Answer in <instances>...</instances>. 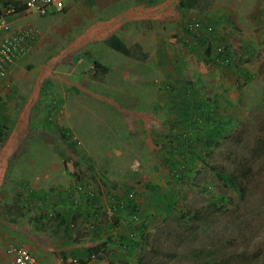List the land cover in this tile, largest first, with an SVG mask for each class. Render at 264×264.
Returning <instances> with one entry per match:
<instances>
[{
  "label": "rangeland",
  "instance_id": "1",
  "mask_svg": "<svg viewBox=\"0 0 264 264\" xmlns=\"http://www.w3.org/2000/svg\"><path fill=\"white\" fill-rule=\"evenodd\" d=\"M218 1L209 7L222 13L218 22L230 24L210 42L232 51V66L205 63L204 48L186 47L188 26L201 21V12L184 11L174 0H118L112 13L121 21L114 29L111 11L89 16L92 0H69L65 14L28 12L31 26L44 29L51 20L70 33L60 48L51 42L34 68L6 79L0 93V215H19L11 181L29 179L44 165L45 156H36L46 152L53 160L55 149L70 182L94 192L102 185L122 194L129 183L148 185L149 192L160 183L151 228L131 241L132 263L264 264V29L242 27L246 20L237 13L241 5L256 9V1ZM100 22L105 30H94ZM116 32L147 58L111 52L107 37ZM40 33L32 44L45 47ZM54 54L62 55L54 59L58 70L48 65ZM95 60L109 68L104 75L94 72ZM219 123L224 132L211 137ZM62 128L71 139L61 138ZM41 134L50 143L47 137L40 143ZM179 136L194 140L198 157L191 167L184 142H175ZM176 162L188 169L177 178ZM69 178L57 179L68 184Z\"/></svg>",
  "mask_w": 264,
  "mask_h": 264
},
{
  "label": "crops",
  "instance_id": "2",
  "mask_svg": "<svg viewBox=\"0 0 264 264\" xmlns=\"http://www.w3.org/2000/svg\"><path fill=\"white\" fill-rule=\"evenodd\" d=\"M2 1L8 0H0V3ZM16 1L24 2V0ZM92 1L94 2H89L92 4L90 17L95 11L106 12L109 10L113 14L112 11L116 9L115 5L118 2V0ZM217 1L213 0L212 4H216ZM254 1H256V9H253V7L246 8L243 5L238 6V8L236 7L240 19L246 20V22L241 24L242 27H250V31H253V28L264 29V0ZM239 2L243 4L244 0H239ZM66 3H69V0H65V6ZM136 5L137 8H140V5L137 3ZM64 9L62 12L65 14L67 10ZM213 9L214 7H208L205 10L183 9L184 11L201 12L199 17L203 24L213 27L212 34L205 35V39L199 45L200 48L205 49L211 36L215 33L219 35L220 28L228 27L230 24V22H218L222 13L214 14ZM0 11H2L1 7ZM133 11L136 12V10ZM28 12L24 10L21 13L8 16L7 19L11 23V30L32 27L33 35H36V32L39 35L41 31L40 34H42V38L47 42V46H41L39 41L35 42L34 45L30 44L31 50H28L24 55L19 57L4 77L0 79V93H3L2 95H5L6 92L5 85L8 82L6 79L12 78L14 81L16 73H20L21 75L22 71H24V75L28 72V67L34 68L37 64L35 60L43 57L50 47H52V43L53 46L56 45V48H60L63 38L66 40V36L70 33L64 26H50L52 24L51 20L44 25V29L39 30V27L30 25V21L27 20L30 15ZM53 12L55 11L47 14L50 15ZM113 15L115 16L109 19L113 25L112 28L118 26L119 21H121L119 16H116L117 13ZM128 16L129 14H127ZM114 21L116 24H114ZM103 23L100 22L99 25H96L94 30H105L106 27H104ZM118 33L120 32L114 34L119 36ZM46 34L49 37H46ZM58 38H61L60 42L57 41ZM100 39L103 40V38ZM93 41L96 40H91V42ZM109 50L115 52L111 48ZM213 50L212 48V52L214 53ZM201 52V56L205 58L204 61L207 63L208 60H206L204 50ZM61 56L54 54L51 57V62L48 64L49 68L58 70L59 61H55L54 59L56 57L59 59ZM42 132L47 131L42 130ZM47 134L49 133L47 132ZM42 137L48 138V135L41 134V137L37 139ZM182 137H176L175 142L180 141ZM186 140L189 142L187 143L188 145H184L185 143L182 145L186 147L187 151L195 150L194 140ZM42 141L40 139V143ZM173 142L174 140L171 144ZM47 143H50L49 138ZM168 144L165 143L164 145ZM52 153L55 156L53 160L48 158L46 152L36 156L40 159L41 155L45 156V158L41 159L44 161V165L40 164L36 170L34 169L29 179L21 178L11 181L13 189H16L15 197L11 200V205L17 209L16 214L19 215L12 219H8L9 217L6 214L4 216L0 215V264H13L12 259L8 260L9 263L6 262L7 255L4 250L9 246H20L28 249L37 259L36 264H73L72 260L74 259L77 260L76 264L79 262L82 264H134L132 262L135 259L133 258L135 245L131 241L136 238L137 234L145 236L146 231L151 228V219L156 214L155 210L157 208V205H153V202L157 203L161 200L158 198V194H156L160 183L153 184L154 187L149 192L145 190V187L148 185L140 188L139 185L134 183H129L130 187H126V191L122 192V194L120 192L109 191L102 185L99 188L96 187L94 192V189L89 184L75 181L74 178H71L72 181L70 182V173L66 172V175L56 161V155H60V153L56 154L55 149L52 150ZM176 164L179 163L176 162ZM40 167L42 169L38 170ZM63 175L69 178L67 179L68 184L63 183L64 179L61 181L57 179ZM72 182L74 183L72 184ZM131 192H133V198H131L133 200L130 204L137 208V213H131L127 209H119L117 207V204L120 203L125 208L129 206L127 200H130L128 195ZM159 213L162 214L161 212ZM136 229L139 230L137 234H135ZM131 233H134L135 237H130ZM97 246L100 247L97 255L91 254V248Z\"/></svg>",
  "mask_w": 264,
  "mask_h": 264
},
{
  "label": "trees",
  "instance_id": "3",
  "mask_svg": "<svg viewBox=\"0 0 264 264\" xmlns=\"http://www.w3.org/2000/svg\"><path fill=\"white\" fill-rule=\"evenodd\" d=\"M177 2L179 3V5L183 8V9H197V10H205L207 9L211 3L212 0H177ZM4 6L7 7H12L14 10V13H21L25 10V6L23 2L20 1H16V0H8ZM0 16H1V12H0ZM188 30L187 33V44L186 47L188 48H193V47H199V45L201 44V42L205 39V35H210L213 32V27L209 26V25H204L203 22L201 21H192L189 26H188ZM209 43H207L205 49H204V54L206 55V60H208V64L210 63H215L217 65H233V53L232 51H227L224 53H215L216 49L218 47H221V44H218L215 46H211V42L208 41ZM209 44V45H208ZM107 45L113 49L115 52H118L124 56H130L133 57L139 61H144L147 58V54L146 52L142 51L140 49V47L138 46V44H133L131 46H128L126 44V42L124 41L123 38H120L119 36L112 34L107 38ZM212 48L214 49V53L212 52ZM217 62V63H216ZM93 67H94V72L104 75L105 72L108 71V67L106 65L101 64L99 61L95 60L93 62ZM189 98L191 97L194 100H198V96L195 95L193 93V91H187V95ZM202 111V109H201ZM216 132H224V124H217L215 130H213V135L211 137H214L216 134ZM61 138L63 139L65 136L69 139L72 138V132L70 130H66V129H61V133H60ZM181 141L184 143H187L186 139L184 138V136L181 138ZM63 142V141H61ZM60 142V143H61ZM196 149L195 150H190L188 151V155H187V161L189 163V167L193 166L194 161L196 159V157H198L196 155ZM68 161L69 164L71 166V168H73L74 166H76L77 162L71 157H68ZM173 174L174 177L177 178L181 175L182 172L184 171H188L187 167L185 165L182 164H175V166L173 167ZM217 177H219L221 180H225V181H229L232 182L230 178L221 175L220 173H217ZM241 192V191H239ZM159 199H161L160 197H158ZM133 199L127 200L129 203V206L127 208H125V206L123 204H117V207L119 209H127L129 211H131V213H137L136 211V207L134 205H131L130 202H132ZM135 234L139 233V230H135ZM99 248L100 247H95V248H91L90 252L93 255H97V253L99 252ZM254 257H257V255H254ZM78 264H82L81 262H79ZM140 264V261L139 263Z\"/></svg>",
  "mask_w": 264,
  "mask_h": 264
},
{
  "label": "built area",
  "instance_id": "4",
  "mask_svg": "<svg viewBox=\"0 0 264 264\" xmlns=\"http://www.w3.org/2000/svg\"><path fill=\"white\" fill-rule=\"evenodd\" d=\"M25 10L39 15H45L51 11H62L65 8V0H24ZM12 7H7L4 14L0 16V79L4 77L15 61L24 55L32 43L33 31L31 28H18L11 30V23L7 19L13 15ZM229 51L225 46L218 47L216 53ZM224 65V64H223ZM133 198V192L128 195ZM134 233L130 234V237ZM135 237V236H134ZM6 252L12 258L13 264H36L37 259L26 248L20 246H10ZM77 260H72L76 264Z\"/></svg>",
  "mask_w": 264,
  "mask_h": 264
},
{
  "label": "clouds",
  "instance_id": "5",
  "mask_svg": "<svg viewBox=\"0 0 264 264\" xmlns=\"http://www.w3.org/2000/svg\"><path fill=\"white\" fill-rule=\"evenodd\" d=\"M4 11H5V10H4ZM4 11H0V12H1V15L4 14ZM36 14H37V13H36ZM38 15H39V14H38ZM41 16H43V15H41Z\"/></svg>",
  "mask_w": 264,
  "mask_h": 264
}]
</instances>
